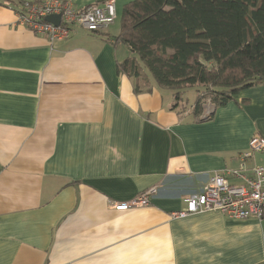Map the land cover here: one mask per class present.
Listing matches in <instances>:
<instances>
[{
	"label": "crops",
	"instance_id": "crops-1",
	"mask_svg": "<svg viewBox=\"0 0 264 264\" xmlns=\"http://www.w3.org/2000/svg\"><path fill=\"white\" fill-rule=\"evenodd\" d=\"M115 24L50 45L0 5V264H264V218L173 215L213 174L241 181L228 172L264 137V84L209 120L179 113L171 91L121 70ZM153 186L148 206L110 205Z\"/></svg>",
	"mask_w": 264,
	"mask_h": 264
},
{
	"label": "trees",
	"instance_id": "trees-1",
	"mask_svg": "<svg viewBox=\"0 0 264 264\" xmlns=\"http://www.w3.org/2000/svg\"><path fill=\"white\" fill-rule=\"evenodd\" d=\"M25 1L0 5L19 12ZM120 24L118 39L173 93L179 113L188 110L189 87L203 86L191 109L209 120L241 91L264 84V0H132ZM140 61L128 58L120 68L139 79ZM207 103L213 109L203 117Z\"/></svg>",
	"mask_w": 264,
	"mask_h": 264
},
{
	"label": "built area",
	"instance_id": "built-area-1",
	"mask_svg": "<svg viewBox=\"0 0 264 264\" xmlns=\"http://www.w3.org/2000/svg\"><path fill=\"white\" fill-rule=\"evenodd\" d=\"M60 15L59 24L47 20L49 15ZM118 17L115 0L92 3L78 7L71 0H26L18 12L20 24L28 27L34 34L46 36L50 45L68 39L75 26L90 32H98L113 24ZM212 109L205 111L208 117ZM264 151V137L252 136L249 150L242 153L241 167L228 173L241 179L231 181L221 173L213 174L199 191L184 196L186 206L177 212L176 217L209 211H220L233 219L261 220L264 218V165L249 167L248 160L255 152ZM158 191L153 186L128 201L111 202L116 210H130L148 206Z\"/></svg>",
	"mask_w": 264,
	"mask_h": 264
},
{
	"label": "rangeland",
	"instance_id": "rangeland-1",
	"mask_svg": "<svg viewBox=\"0 0 264 264\" xmlns=\"http://www.w3.org/2000/svg\"><path fill=\"white\" fill-rule=\"evenodd\" d=\"M117 10H118V18L116 20V26H119L120 25V12H121V7H117ZM125 48V46H122L120 49L123 50ZM126 49V48H125ZM127 50V49H126ZM127 55L129 57H134V58H137L139 61L140 59L138 58L137 54L136 53H131L130 51H127ZM128 56H125V57H128ZM143 64L142 62L140 61V67H141V71H142V74H144L145 76H147L148 78H150L151 80L153 79L150 71L146 68V67H142ZM153 81V80H152ZM203 89V86L201 85H195L193 87H189L187 90H186V93L184 95V101L186 103V106L187 108H191L193 106V104L195 103V100L199 94V92ZM183 101V102H184Z\"/></svg>",
	"mask_w": 264,
	"mask_h": 264
},
{
	"label": "water",
	"instance_id": "water-1",
	"mask_svg": "<svg viewBox=\"0 0 264 264\" xmlns=\"http://www.w3.org/2000/svg\"><path fill=\"white\" fill-rule=\"evenodd\" d=\"M46 19L49 20V21H52V22H54L56 24H59L60 20H61V17H60V15L53 14V15H49Z\"/></svg>",
	"mask_w": 264,
	"mask_h": 264
}]
</instances>
